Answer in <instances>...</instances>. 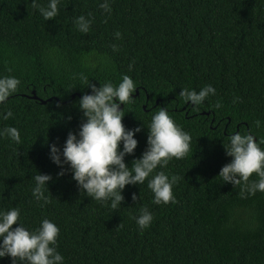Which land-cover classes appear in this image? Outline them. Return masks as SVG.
I'll return each instance as SVG.
<instances>
[{"label":"trees","instance_id":"trees-1","mask_svg":"<svg viewBox=\"0 0 264 264\" xmlns=\"http://www.w3.org/2000/svg\"><path fill=\"white\" fill-rule=\"evenodd\" d=\"M102 2L60 0L58 15L44 21L31 0H0V75L21 80L0 104V115L13 113L0 128L21 135L20 144L0 138V209L19 207L32 230L44 218L56 223L64 264H264V192L242 197L243 185L218 176L232 159L223 145L230 135L251 131L264 140V0H110V13ZM80 15L92 19L88 33L75 26ZM123 74L137 87L120 105L122 123L141 128L127 166L146 150L160 107L191 134L189 152L156 170L179 177L174 202L154 204L146 179L126 185L112 209L82 194L68 165L57 175L61 168L49 158L50 144L62 149L68 132H78L87 82L118 84ZM209 84L215 94L199 106L179 95ZM37 171L52 177L43 207L32 195ZM142 207L153 214L144 230L135 222Z\"/></svg>","mask_w":264,"mask_h":264},{"label":"clouds","instance_id":"clouds-1","mask_svg":"<svg viewBox=\"0 0 264 264\" xmlns=\"http://www.w3.org/2000/svg\"><path fill=\"white\" fill-rule=\"evenodd\" d=\"M33 8L37 9L44 21L58 15L60 0H48L46 5L31 0ZM99 7L105 12H111L110 0H103ZM78 31L88 33L92 24L91 17L80 15L74 21ZM121 38L119 31L114 33ZM113 51L118 45H112ZM103 62V60H102ZM92 67H96L95 64ZM84 77H82L83 79ZM21 85V80L14 75H0V104L8 101ZM91 94H83L77 101L83 115V122L76 133L68 132L62 149L56 144H50L49 158L64 175V165H68L72 179L76 181L82 194L101 203L110 202V207L116 209L123 201L122 192L126 185H142L147 179V187L153 193L154 204H168L175 201L173 187L179 180L176 175H170L164 169L172 158L181 159L190 150L191 134L184 131L166 107H160L152 115L147 127V147L141 157L132 161L131 167L125 163V156L134 153L138 141L135 134L140 127L128 129L122 123L125 115L120 105H125L133 99L136 83L127 74H123L118 84L111 81L95 84L87 82ZM215 94L212 85H205L199 91L182 88L179 95L186 103L201 105L209 95ZM216 107H221L218 103ZM13 116L9 109L0 115L7 120ZM261 127V121L255 122ZM7 137L16 144L21 143L18 128L5 125L0 128V138ZM264 140L258 139L251 131L241 134L235 132L228 137V143L223 144L225 154L232 159L219 171L218 176L223 182L234 186L243 185L240 195L245 192L253 195L264 192ZM255 173L258 179L249 178ZM32 195L36 201H42L41 207L49 200L45 195L50 174L37 171L33 177ZM132 199H137L133 194ZM21 209L11 207L0 209V258L8 256L11 264H64L63 255L57 251L59 226L44 218L34 230L25 227L20 220ZM153 221V214L147 207H142L135 217L140 230L148 228ZM16 225L13 227V225Z\"/></svg>","mask_w":264,"mask_h":264},{"label":"water","instance_id":"water-1","mask_svg":"<svg viewBox=\"0 0 264 264\" xmlns=\"http://www.w3.org/2000/svg\"><path fill=\"white\" fill-rule=\"evenodd\" d=\"M78 96H79V95H78ZM72 97H73V96H72ZM30 98L33 99V100H36V101H38V102H40V103H42V104L45 103V101H42V100L38 99L34 92H32V96H31ZM120 107H121V106H120Z\"/></svg>","mask_w":264,"mask_h":264}]
</instances>
